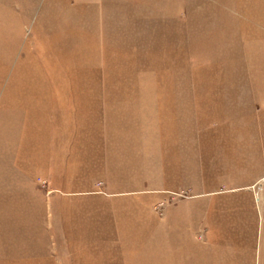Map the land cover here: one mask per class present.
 Segmentation results:
<instances>
[{
    "label": "rangeland",
    "instance_id": "obj_1",
    "mask_svg": "<svg viewBox=\"0 0 264 264\" xmlns=\"http://www.w3.org/2000/svg\"><path fill=\"white\" fill-rule=\"evenodd\" d=\"M0 264H264V0H0Z\"/></svg>",
    "mask_w": 264,
    "mask_h": 264
},
{
    "label": "crops",
    "instance_id": "obj_2",
    "mask_svg": "<svg viewBox=\"0 0 264 264\" xmlns=\"http://www.w3.org/2000/svg\"><path fill=\"white\" fill-rule=\"evenodd\" d=\"M68 122L64 120H47L42 121L33 131V154H32V167L38 170L41 176L50 177L56 175H71L73 166L83 162L84 166L91 164L92 169H95L94 159H88L89 145L79 144V147L75 145L72 148V143L69 140L72 135L77 138L80 137L81 132H71L67 125ZM76 125V123H74ZM81 129V128H79ZM84 135V134H83ZM78 148V150L76 149ZM79 153L80 158L73 156L72 152ZM73 159L75 161H73ZM57 171L59 173H57ZM49 188V184L45 185L48 191L51 193L61 192V193H71L75 190L67 188L66 185L63 189L57 188L55 185ZM85 191V190H77ZM88 192V191H86ZM47 207L53 209L56 207L55 200H50L47 202ZM65 208H71L70 204L63 203ZM53 214V213H51Z\"/></svg>",
    "mask_w": 264,
    "mask_h": 264
}]
</instances>
